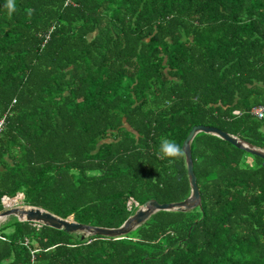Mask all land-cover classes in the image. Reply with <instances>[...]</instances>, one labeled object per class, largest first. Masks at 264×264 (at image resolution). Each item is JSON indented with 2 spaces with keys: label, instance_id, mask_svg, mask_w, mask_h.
I'll list each match as a JSON object with an SVG mask.
<instances>
[{
  "label": "trees",
  "instance_id": "1",
  "mask_svg": "<svg viewBox=\"0 0 264 264\" xmlns=\"http://www.w3.org/2000/svg\"><path fill=\"white\" fill-rule=\"evenodd\" d=\"M0 0L2 198L117 228L190 195L182 147L215 127L264 150V0ZM201 206L121 239L16 217L0 264H264V166L221 138L191 142ZM1 225V224H0ZM14 227V228H13ZM13 230L9 233L6 231Z\"/></svg>",
  "mask_w": 264,
  "mask_h": 264
},
{
  "label": "water",
  "instance_id": "2",
  "mask_svg": "<svg viewBox=\"0 0 264 264\" xmlns=\"http://www.w3.org/2000/svg\"><path fill=\"white\" fill-rule=\"evenodd\" d=\"M198 133H206L215 135L222 140L232 144L236 148L244 150L253 156L259 157L264 166V150L250 144L249 142L223 132L215 127L197 125L192 127L188 136L184 140L181 149L184 151L187 177L190 187V195L185 200L176 203L160 204L156 200L151 199L141 205L136 203V211L127 218V220L117 228H103L89 226L74 221V216L70 215L67 218H60L44 209L32 206H16L0 211V221L4 218L15 216L19 221L32 222L44 225L56 230H63L67 233H80L85 237L98 236L108 239H121L134 231L137 227L148 220L153 214L159 211H176L188 212L201 206V196L197 186L196 177L193 171V161L191 156V142ZM23 194L15 196L10 201L14 202Z\"/></svg>",
  "mask_w": 264,
  "mask_h": 264
},
{
  "label": "clouds",
  "instance_id": "3",
  "mask_svg": "<svg viewBox=\"0 0 264 264\" xmlns=\"http://www.w3.org/2000/svg\"><path fill=\"white\" fill-rule=\"evenodd\" d=\"M5 7L8 9L9 16H11V14L15 11V7H16L15 6V0H6ZM158 155L160 156L161 159L167 158L169 163H174L175 161L182 159L184 157L185 153L180 148V146L178 144H176L173 141L165 139V140H162L160 143ZM20 194H22V193L17 194V196H19ZM23 198H24V195H23ZM8 199H12V198H8ZM23 205H24V203H23ZM20 206H22V205H20ZM24 206H26V205H24ZM14 207H16V206H14ZM2 210H4V207L2 208ZM10 217H15V216H10ZM1 221H0V223H1ZM21 222H23V221H21Z\"/></svg>",
  "mask_w": 264,
  "mask_h": 264
},
{
  "label": "built area",
  "instance_id": "4",
  "mask_svg": "<svg viewBox=\"0 0 264 264\" xmlns=\"http://www.w3.org/2000/svg\"><path fill=\"white\" fill-rule=\"evenodd\" d=\"M251 113H252L255 117L261 119V118L264 117V107L253 108L252 111H251ZM2 125H3V120H0V131H1ZM7 201H10L7 197H3V199L1 200L4 209H8V208H10L12 205H14V206H20L21 204H23V197H19V198H18L16 201H14V202L10 201V202H11L10 205H7V204H6ZM132 204L136 205V203H135L134 201H130V202L128 203V208H129V210H131V205H132Z\"/></svg>",
  "mask_w": 264,
  "mask_h": 264
},
{
  "label": "rangeland",
  "instance_id": "5",
  "mask_svg": "<svg viewBox=\"0 0 264 264\" xmlns=\"http://www.w3.org/2000/svg\"><path fill=\"white\" fill-rule=\"evenodd\" d=\"M3 199V198H2ZM22 206H24L23 204H21ZM8 220H14L13 219V217H8V218H4V219H2V221H1V225H0V227H2L5 223H7L8 222ZM14 228V227H13ZM13 228H10V229H8L7 231H6V233H9V232H11L12 230H13Z\"/></svg>",
  "mask_w": 264,
  "mask_h": 264
},
{
  "label": "bare ground",
  "instance_id": "6",
  "mask_svg": "<svg viewBox=\"0 0 264 264\" xmlns=\"http://www.w3.org/2000/svg\"><path fill=\"white\" fill-rule=\"evenodd\" d=\"M6 204H7V205H10V204H11V202H10V201H7V202H6Z\"/></svg>",
  "mask_w": 264,
  "mask_h": 264
},
{
  "label": "crops",
  "instance_id": "7",
  "mask_svg": "<svg viewBox=\"0 0 264 264\" xmlns=\"http://www.w3.org/2000/svg\"><path fill=\"white\" fill-rule=\"evenodd\" d=\"M12 206H14V205H12ZM12 206H11V207H12Z\"/></svg>",
  "mask_w": 264,
  "mask_h": 264
}]
</instances>
